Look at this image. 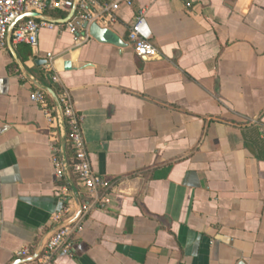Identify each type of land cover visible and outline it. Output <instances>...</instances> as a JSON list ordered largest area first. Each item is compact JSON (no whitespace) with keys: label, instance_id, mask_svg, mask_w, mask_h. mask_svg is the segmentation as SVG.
Segmentation results:
<instances>
[{"label":"crops","instance_id":"0c3cea01","mask_svg":"<svg viewBox=\"0 0 264 264\" xmlns=\"http://www.w3.org/2000/svg\"><path fill=\"white\" fill-rule=\"evenodd\" d=\"M142 8L153 59L129 40ZM96 24L104 43L54 23L37 48L0 52V264L65 225L64 187L72 219L77 198L92 209L50 264H264V0H136ZM38 86L56 93L55 124L31 100ZM61 92L110 184L102 207L70 170L56 177L70 148Z\"/></svg>","mask_w":264,"mask_h":264},{"label":"built area","instance_id":"2783aa9c","mask_svg":"<svg viewBox=\"0 0 264 264\" xmlns=\"http://www.w3.org/2000/svg\"><path fill=\"white\" fill-rule=\"evenodd\" d=\"M108 4L101 6V2ZM136 0H79L76 14L67 23L71 32L75 35L77 44L91 39L89 28L99 21H115V14L122 7L134 6ZM75 0H0V52L7 49L9 29L15 21L26 14H38L48 16L49 11H60L69 14L75 5ZM98 8L102 10L99 12ZM63 19V18H61ZM54 27V23L38 20L34 18L26 19L18 23L12 33V45H28L37 48L39 45V35L43 29ZM79 32H85L84 38L79 36ZM152 35L149 30L147 10L142 8L138 11L129 32V40L134 44L136 54L142 59H153L159 56L158 50L151 42ZM48 93L40 88L31 94L32 102L47 116L50 123L55 124V107L50 104ZM58 107L60 109V121L64 118L67 127V137L73 153V164L68 159L53 158V166L56 177L64 178L70 170L78 179L81 187L94 203L100 205L108 203L103 196V192L110 189L109 182L93 170L91 160L86 148L84 133L82 128V118L77 114L74 103L68 92H61L58 97ZM60 195L66 205L54 215L56 222L65 225L60 228L43 246L36 260H31L32 255L29 249L25 248L16 253V256L24 261L22 264H50L57 253L71 255L74 247V235L76 229L70 225L72 220L71 199L72 192L64 187L60 190ZM83 214H87L92 209V203H83Z\"/></svg>","mask_w":264,"mask_h":264},{"label":"water","instance_id":"95a60500","mask_svg":"<svg viewBox=\"0 0 264 264\" xmlns=\"http://www.w3.org/2000/svg\"><path fill=\"white\" fill-rule=\"evenodd\" d=\"M78 3H79V0L76 1V3H75V5H74L73 9H72L71 12H70V14H69L68 17L65 18V19H52V18H50V17H48V16H42V15H38V14H26V15L22 16V17L19 18L17 21H15V22L13 23V25H12V26L10 27V29H9V34H8V45H9V46L12 45V33H13L15 27H16V26L18 25V23H20L21 21L26 20V19H30V18H34V19H38V20H45V21H48V22H51V23H55V24H66V23H68V22L73 18V16L76 14V12H77V8H78ZM89 31H90V35H91L94 39H96L97 41H99V42H103V43L106 42V35H107V33H108V30H106V29H102V28L99 27V25H97V24H92V25L90 26V28H89ZM45 64H46V63H45ZM66 67H67V68H70V67H71V65H70L69 62L66 64ZM38 87H39L41 90H43L44 92L50 94V95H51V96L57 101L56 93H55L52 89H50V88L45 89V88H41L40 86H38ZM68 172H69V171H68ZM68 172H67V173H68ZM72 193H74V194H73L74 197H77V193H75V192H72ZM76 203H77V214H76V216L70 221V223H69L70 225L73 224V223H76V222L81 218L82 213H83L82 202H81V200H80L79 198H77ZM43 246H44V245H42V246L40 247V249H39V251L37 252V254H36L34 257H32L31 260H34V259H36V258L39 256V254H40V252H41ZM22 263H24V261H19V262H18V264H22Z\"/></svg>","mask_w":264,"mask_h":264},{"label":"trees","instance_id":"16d2710c","mask_svg":"<svg viewBox=\"0 0 264 264\" xmlns=\"http://www.w3.org/2000/svg\"><path fill=\"white\" fill-rule=\"evenodd\" d=\"M47 14L51 15L53 17H57V18H65L66 17L65 12L61 13L59 11H49ZM68 154H69V162H70V164H73L74 160H73V153H72L71 148L68 149Z\"/></svg>","mask_w":264,"mask_h":264}]
</instances>
